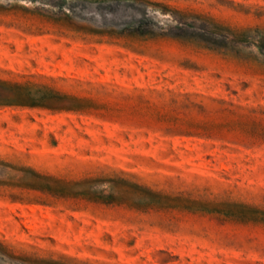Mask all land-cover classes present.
Segmentation results:
<instances>
[{
	"label": "rangeland",
	"instance_id": "rangeland-1",
	"mask_svg": "<svg viewBox=\"0 0 264 264\" xmlns=\"http://www.w3.org/2000/svg\"><path fill=\"white\" fill-rule=\"evenodd\" d=\"M0 264H264V0H0Z\"/></svg>",
	"mask_w": 264,
	"mask_h": 264
}]
</instances>
